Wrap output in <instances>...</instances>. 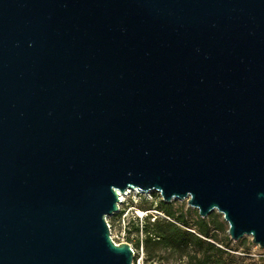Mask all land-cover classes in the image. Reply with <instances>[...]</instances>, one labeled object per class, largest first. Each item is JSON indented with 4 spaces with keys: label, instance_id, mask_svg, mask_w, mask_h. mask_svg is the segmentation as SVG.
<instances>
[{
    "label": "water",
    "instance_id": "95a60500",
    "mask_svg": "<svg viewBox=\"0 0 264 264\" xmlns=\"http://www.w3.org/2000/svg\"><path fill=\"white\" fill-rule=\"evenodd\" d=\"M128 190L264 249V0H0V264H134Z\"/></svg>",
    "mask_w": 264,
    "mask_h": 264
},
{
    "label": "rangeland",
    "instance_id": "374dc122",
    "mask_svg": "<svg viewBox=\"0 0 264 264\" xmlns=\"http://www.w3.org/2000/svg\"><path fill=\"white\" fill-rule=\"evenodd\" d=\"M154 194L156 195L157 193L151 192L143 193L141 196L128 195L124 197L123 202L119 205L120 212L108 216L106 219L111 238L117 244L127 242L131 245L135 255H137L135 264H184V257L179 260L177 254L170 251H158L157 257L152 260H147L145 257L142 242L144 219L147 215L165 218L163 213L155 210L158 199ZM180 207L183 209L187 221L192 223L196 218L197 210L188 207L185 201L173 203L174 209L179 210ZM147 208L149 210H146ZM205 219L210 225L211 234L216 238V241L212 239H209V241L215 246L228 248L227 250L233 256H245L250 259L245 261L246 264H260L261 260L264 262V249L253 244L250 237L245 236L238 241H233L229 238L227 234L228 225L221 214L213 211ZM191 231L195 232L193 229ZM137 239L138 246L135 245Z\"/></svg>",
    "mask_w": 264,
    "mask_h": 264
},
{
    "label": "trees",
    "instance_id": "16d2710c",
    "mask_svg": "<svg viewBox=\"0 0 264 264\" xmlns=\"http://www.w3.org/2000/svg\"><path fill=\"white\" fill-rule=\"evenodd\" d=\"M154 196L158 199L155 210L163 213L165 218L147 215L144 219L142 242L147 260L156 258L157 252L162 250L176 253L179 260L184 257V264H246L248 258L245 256H233L228 248L215 246L209 241H216V238L205 218L196 213L195 220L189 223L181 207L179 210L173 208L176 201L164 203L157 194ZM135 245L138 246V239ZM136 258L137 255L133 258L134 264ZM260 264H264L263 260Z\"/></svg>",
    "mask_w": 264,
    "mask_h": 264
},
{
    "label": "built area",
    "instance_id": "2783aa9c",
    "mask_svg": "<svg viewBox=\"0 0 264 264\" xmlns=\"http://www.w3.org/2000/svg\"><path fill=\"white\" fill-rule=\"evenodd\" d=\"M143 195V193H141L140 191H129L127 194H126V196H128V195H135V196H138V195ZM120 212V208H119V211L117 212V213H115V214H118ZM154 219V218H153ZM152 219V220H153Z\"/></svg>",
    "mask_w": 264,
    "mask_h": 264
},
{
    "label": "bare ground",
    "instance_id": "6f19581e",
    "mask_svg": "<svg viewBox=\"0 0 264 264\" xmlns=\"http://www.w3.org/2000/svg\"><path fill=\"white\" fill-rule=\"evenodd\" d=\"M129 191H138V190H128L126 193H119V198H120V201L119 203L121 204L124 200V197L126 196V194L129 192Z\"/></svg>",
    "mask_w": 264,
    "mask_h": 264
}]
</instances>
